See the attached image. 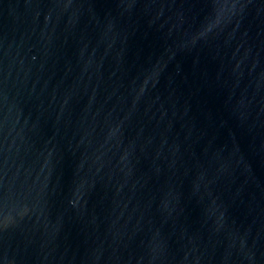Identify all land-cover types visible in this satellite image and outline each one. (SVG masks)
<instances>
[{"label":"water","instance_id":"water-1","mask_svg":"<svg viewBox=\"0 0 264 264\" xmlns=\"http://www.w3.org/2000/svg\"><path fill=\"white\" fill-rule=\"evenodd\" d=\"M0 264H264V0H0Z\"/></svg>","mask_w":264,"mask_h":264}]
</instances>
